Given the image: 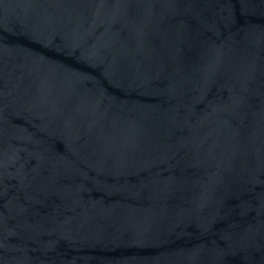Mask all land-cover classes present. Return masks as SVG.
Returning a JSON list of instances; mask_svg holds the SVG:
<instances>
[{
  "label": "water",
  "instance_id": "obj_1",
  "mask_svg": "<svg viewBox=\"0 0 264 264\" xmlns=\"http://www.w3.org/2000/svg\"><path fill=\"white\" fill-rule=\"evenodd\" d=\"M0 264H264V0H0Z\"/></svg>",
  "mask_w": 264,
  "mask_h": 264
}]
</instances>
